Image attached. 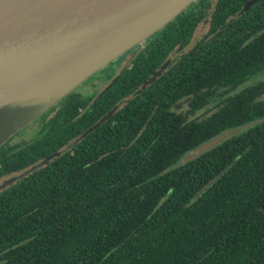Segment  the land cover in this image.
I'll return each instance as SVG.
<instances>
[{
    "label": "trees",
    "instance_id": "16d2710c",
    "mask_svg": "<svg viewBox=\"0 0 264 264\" xmlns=\"http://www.w3.org/2000/svg\"><path fill=\"white\" fill-rule=\"evenodd\" d=\"M248 1L197 0L98 99L74 92L40 135L0 147V180L57 154L0 190V264H264V80L243 86L264 69V0Z\"/></svg>",
    "mask_w": 264,
    "mask_h": 264
},
{
    "label": "water",
    "instance_id": "95a60500",
    "mask_svg": "<svg viewBox=\"0 0 264 264\" xmlns=\"http://www.w3.org/2000/svg\"><path fill=\"white\" fill-rule=\"evenodd\" d=\"M197 0H0V147L76 90L94 73L130 50H135L100 97L127 69L146 40ZM256 0L244 4L246 11ZM159 67L146 80L161 74ZM144 85L142 88H144ZM185 99L174 105L179 109ZM115 109L87 128L83 138ZM239 131L231 128L185 155L189 161ZM0 182V190L52 159ZM208 182L197 194L209 187Z\"/></svg>",
    "mask_w": 264,
    "mask_h": 264
},
{
    "label": "rangeland",
    "instance_id": "374dc122",
    "mask_svg": "<svg viewBox=\"0 0 264 264\" xmlns=\"http://www.w3.org/2000/svg\"><path fill=\"white\" fill-rule=\"evenodd\" d=\"M207 29H208V24L207 23H204V22L199 23L196 26L195 30L193 31V35H192V38L190 40V44L185 49L190 48L195 42L199 41V39L207 31ZM128 52H133V50H130ZM130 54H132V53H130ZM123 55L120 56L117 59V61H115L114 63H110L109 65L104 67L102 70L94 73L91 77H89L86 81H84L78 87V89L76 88V90L73 91L72 93H74V92L77 93L79 91H84V87H86V86L92 87V85L94 83H97V82L100 85L105 86L118 73V66L122 65V61H123V58H124ZM262 80H264V69L262 71H260L259 73H257L256 75H254L253 77H251L250 79H248L244 83L243 86H249V85H252V84L257 83V82L262 81ZM93 81H95V82L93 83ZM240 88H242V87H240ZM61 101H59L58 103H60ZM54 113L55 112H53V113L50 112L49 116H53ZM39 118L40 117H38V119ZM38 119L36 118V120H33L31 123H29L28 125H26L22 129L17 131L12 137H10L8 139L9 142L7 141L8 142L7 146L10 147V146H14V145H19L21 143H27V142H29L31 139H33L35 137V134L40 135L45 128L40 126V121ZM39 132H40V134H39ZM4 179H6V178H4ZM4 179H1V180H4ZM1 180H0V182H1Z\"/></svg>",
    "mask_w": 264,
    "mask_h": 264
},
{
    "label": "flooded vegetation",
    "instance_id": "af4514ba",
    "mask_svg": "<svg viewBox=\"0 0 264 264\" xmlns=\"http://www.w3.org/2000/svg\"><path fill=\"white\" fill-rule=\"evenodd\" d=\"M214 1L215 0H210V2L211 3H214ZM205 23V22H204ZM193 35V34H192ZM203 35H205V33L203 34ZM203 35H202V37H203ZM201 37V38H202ZM191 38H192V36H191ZM191 38H190V40H191ZM201 38L199 39V41L201 40ZM190 40H189V42H188V44L186 45V46H184L180 51H174V52H171L170 53V55L168 56V59H166L159 67H161V66H164L165 64H166V66H165V68H164V70L166 69V68H168V67H170V66H172V65H174L175 63H176V61L177 60H173L172 58H174V57H177V58H180L181 56H183V55H185V54H187L191 49H192V47L197 43V42H199V41H197V42H195L190 48H187V49H185L189 44H190ZM185 49V50H184ZM139 51V50H138ZM134 52H135V50H133V52H126L124 55H123V61H122V65H120V66H118V73H119V71L124 67V65L126 64V62L129 60V58L132 56V54H134ZM130 53H132V54H130ZM138 53V52H137ZM136 53V54H137ZM115 61H117V60H115ZM114 61V62H115ZM114 62H112V63H114ZM158 67V68H159ZM157 68V69H158ZM163 70V71H164ZM162 71V72H163ZM161 72V73H162ZM102 73V72H101ZM117 73V74H118ZM116 74V75H117ZM115 75V76H116ZM114 78V77H113ZM95 81H93V83H94ZM108 84V83H107ZM107 84L105 85V86H107ZM105 86H103V85H100L98 82L97 83H94L93 85H92V87H89V86H86V87H84V91H79V92H77V94L81 97V98H86V97H89V96H93L94 97V99H98L99 97H98V95L101 93V91L103 90V88L105 87ZM78 89V88H77ZM138 92V91H137ZM93 99V100H94ZM185 99H187V98H185ZM185 99H182V100H180L179 102H181V101H183V100H185ZM189 99V98H188ZM92 100V101H93ZM179 102H177V103H175V104H173V109H175L174 108V105H176V104H178ZM186 104V103H185ZM185 104L184 105H182L179 109H175V110H180V109H182L183 108V106H185ZM118 105H120V103L118 102L116 105H114L113 106V108L112 109H117V106ZM111 109V110H112ZM110 111V110H109ZM53 112H55V110H53L51 113H53ZM50 115V114H49ZM48 115V117H47V119L46 120H49L50 118H52V116H49ZM54 116V115H53ZM40 117V116H39ZM110 118V117H109ZM38 119V118H37ZM36 120V119H35ZM40 126L41 127H45V125L43 126V124L40 122ZM39 134H40V132H39ZM38 135L37 134H35V137H37ZM34 137V138H35Z\"/></svg>",
    "mask_w": 264,
    "mask_h": 264
}]
</instances>
